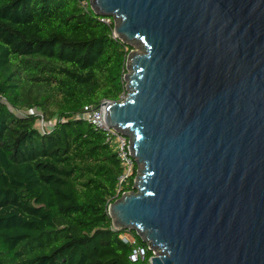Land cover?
<instances>
[{
    "label": "water",
    "instance_id": "1",
    "mask_svg": "<svg viewBox=\"0 0 264 264\" xmlns=\"http://www.w3.org/2000/svg\"><path fill=\"white\" fill-rule=\"evenodd\" d=\"M89 3L139 48L102 112L139 165L114 228L151 264H264V0Z\"/></svg>",
    "mask_w": 264,
    "mask_h": 264
},
{
    "label": "trees",
    "instance_id": "2",
    "mask_svg": "<svg viewBox=\"0 0 264 264\" xmlns=\"http://www.w3.org/2000/svg\"><path fill=\"white\" fill-rule=\"evenodd\" d=\"M133 48L89 0H0V264H143L153 255L108 212L134 189L138 164L118 193L116 151L76 117L119 98ZM137 244L145 261L130 259Z\"/></svg>",
    "mask_w": 264,
    "mask_h": 264
},
{
    "label": "built area",
    "instance_id": "3",
    "mask_svg": "<svg viewBox=\"0 0 264 264\" xmlns=\"http://www.w3.org/2000/svg\"><path fill=\"white\" fill-rule=\"evenodd\" d=\"M127 94H128V91L126 89V81H125V89L121 92L117 101H124ZM106 101H108V99H104L96 106L88 107L85 111L78 113L76 117L84 119L88 122H91L96 127L104 131L106 135V140L110 143V145L116 151L117 156L120 159L121 165L123 167V172L119 176V181H118L117 190L119 193L122 190L123 183L126 180H128L129 177L133 174L134 169H135V164L137 162H136L135 156L132 153L130 138L126 134L118 131L117 129L113 127H109L106 121L104 120L102 116V112L104 111V104ZM138 168H139V165H138ZM138 168H137V172H138ZM135 178H134V182H135ZM124 192H127V191H124ZM122 237L127 242L135 241L133 235L130 232H125L122 235ZM148 247L150 248L149 244H148ZM154 254L155 252L153 251V255ZM152 256L149 257V259L143 264H151ZM130 259L133 262L145 261L146 260V248L140 244L135 245L130 254Z\"/></svg>",
    "mask_w": 264,
    "mask_h": 264
},
{
    "label": "rangeland",
    "instance_id": "4",
    "mask_svg": "<svg viewBox=\"0 0 264 264\" xmlns=\"http://www.w3.org/2000/svg\"><path fill=\"white\" fill-rule=\"evenodd\" d=\"M133 47L134 50H139L138 46L133 45ZM38 123H39V127H42L44 125V122L42 120H39ZM46 125H49V123H46Z\"/></svg>",
    "mask_w": 264,
    "mask_h": 264
}]
</instances>
